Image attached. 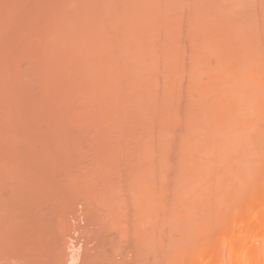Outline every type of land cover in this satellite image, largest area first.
<instances>
[{"label": "bare ground", "instance_id": "6f19581e", "mask_svg": "<svg viewBox=\"0 0 264 264\" xmlns=\"http://www.w3.org/2000/svg\"><path fill=\"white\" fill-rule=\"evenodd\" d=\"M14 5L19 13L8 17L7 11ZM184 41L189 46L185 49H191L189 54L183 52L190 59L188 65L180 57ZM22 62L27 63L25 70ZM22 69L25 76H31H23L25 81L36 72L41 74L38 78L45 75L57 84L60 90L52 91L67 97L61 96L68 102L65 107L76 104L68 105L74 110L83 105L76 110L84 114L136 115L141 118L136 121L159 127L156 140L157 133L150 137L151 131H144L154 143L144 138L145 151L142 145L138 149L144 153L138 155L146 166L140 173L134 172L140 174L137 177L142 174L146 182L130 177L134 178L131 183L136 180L141 184L136 186H142L135 195L137 208H133L139 211L132 215L127 197L124 200L120 191L116 194L117 189L113 193L112 186L109 192L113 194L100 189L105 198L104 194L94 199L91 195L92 202H85L89 208L101 207L90 213V223L96 228L88 226L95 231L92 235L87 230L83 233L93 240L84 241L83 248L90 250L81 263L110 264L114 259L115 264H264V0H0V91L10 96L0 93V100L18 96L7 89L9 85L23 90L12 82L21 77ZM27 69L35 72L26 73ZM2 164L1 177L5 174ZM8 165L4 167L9 169ZM172 173L174 182L169 179ZM164 181L168 182L162 184ZM6 183L10 184L4 181V189H8ZM38 184L36 189H44L40 188L43 183ZM59 185L60 190L63 186ZM91 186L98 189L101 185ZM21 189L23 202H16L19 194L13 190L3 191V195L12 194L11 199H0L6 200L0 202L4 205L0 209L10 211L0 213V264L80 263L81 245L66 232L65 220L50 208H42L50 204L42 205L39 198L44 197L36 201L28 192L32 189ZM86 189L82 190L86 193ZM161 190L172 194V206L165 204L168 224L185 226L178 229L183 235L177 234L181 241L174 244L161 234L166 220L161 216H166L161 213L166 210ZM50 196L53 201L55 196ZM13 197L16 203L10 209L6 204ZM26 197L42 206L27 209ZM94 200L98 204L95 201L92 206ZM20 209L22 214H17ZM127 209L130 214H122ZM11 213L20 215L19 219L14 222ZM127 217L133 225L137 222L134 237L128 219L122 221ZM89 242L95 246L89 247Z\"/></svg>", "mask_w": 264, "mask_h": 264}, {"label": "rangeland", "instance_id": "374dc122", "mask_svg": "<svg viewBox=\"0 0 264 264\" xmlns=\"http://www.w3.org/2000/svg\"><path fill=\"white\" fill-rule=\"evenodd\" d=\"M10 13H11V15L16 16L19 13L18 6L16 7L14 5L12 8L10 7L9 10L7 11V16L10 15ZM8 17H11V16H8ZM187 43L185 41L182 43V46H181L182 55L180 54V57L182 58L181 62L185 63L186 65H188L190 63V59L188 57H186L188 55L183 54V52H185V50H186L185 53H187V54L191 53V52H189V51H191V49H188V51H187V49H185L186 46H187V48L189 47ZM184 55H186V56H184ZM215 57L216 56L211 57L212 61H215ZM22 63H23L22 68H24V70H25L27 67L26 66L27 63L26 62H22ZM24 70L21 71L23 73L21 75V77L25 76ZM28 72L32 73V72H35V70L32 71V70L27 69L26 73H28ZM35 73L32 74L33 77L29 80L25 81L24 77L23 78L20 77L21 80H23V81H19L20 78L14 79L12 81L14 84H16V87H18L20 85L21 88H23V90H21L20 88H14L10 85L7 87V89L9 88V90H11L10 92L12 94H14V95L17 94L18 96L12 95L11 98H7V100L5 101L4 98L8 97L9 95L6 96V94L5 95L2 94V90L0 91V93L3 96H6V97H2L0 100V105H1L0 106V163L1 164L3 163L4 165L9 164L8 165L9 169H6L7 166L4 167V165L2 164L3 165L2 170L5 174L2 177L0 176V188L2 189L1 190L2 191V197L0 199H3V198L11 199V197H10V195H12V194H10L11 190L14 191L13 193L19 194V193H23V189H21V188H24V187L26 188L25 190H28L27 188H29V189H32L35 191V192H33L31 190L28 192H32L34 194V195L33 194L32 195H33V197H35V199H37L36 201H38L39 197H44V198H39L40 200H42V202H41L42 205L44 203H47V204L50 203V204L45 205L46 207L44 206L42 208H47V209L50 208V210L52 212H54L56 214V216H58L59 218L61 217L60 218L61 220H65L63 222L64 223L66 222V224H64V223L63 224L66 225V227L68 228V229L66 228V232L69 235L71 234L70 236H72L71 238H74L75 241L73 240V242L77 243L78 244L77 246L81 245L79 247L80 251H79V260H78V262H80V263H78V264H83L81 262H84V260L81 261V259H82V257H85V254L88 252V250H90V248H88L86 250H85L86 247L83 248L84 247L83 245L85 243L84 241L93 240V239H88V237L86 239V236H88V235L85 234L86 235L85 236L83 233H85L86 230H87V232H89L90 235H92V233H90L91 231H93L95 233L94 229L96 228V226L93 227V223H90L89 218H90L91 214L96 213V210H98V208L101 207L99 205H95V203L98 204V202L96 200L93 201L92 206H94V205L95 206L92 208L87 207L89 205L86 203L87 202L90 203L91 199L92 198L94 199L95 196L103 197L102 194H104V198H105L106 193H103L104 190L108 192V195L113 194L115 191H117V192H115L117 194L118 191H120V193L124 195V196L122 195L121 197L124 200L127 197L126 200L129 203H131V205H130L131 207H129V208H132V210H133L131 214L134 215V212L139 211V208H138V210L135 209L136 211H134L133 208H134V206H136V208H137L135 197L137 196L136 194L140 190V188H142V186L141 187L136 186V185H141V184H137V183H139V181H136V180H140V179H138V177L141 178L142 174H141V177L140 176L137 177L135 175L140 173L141 172L140 170L145 169V166H146V160L144 159V162H143V160H141L142 156H139V155L144 154L143 151H145V150H143V146L144 145L146 146V142H144V141H149V139H150L149 142L153 141V140H151L150 137H151V135L154 136V134H152V133H157L156 128H159V127L156 126V128H155V126L152 125L151 122H142L141 120L136 121V120L141 119L140 117L136 118V115H134V116L131 115L128 117L125 115L124 116L118 115V117H117V115H114V114H112L114 116H112L111 114L98 115L97 113H92V112H88V114L87 113L84 114V113L76 110L80 106L83 107V105L78 104L79 107L75 108L74 106L76 104L74 105L72 103H69L68 105H74L73 106L75 108L74 109L75 111H74L73 108H71V107L68 108L69 107L68 105H66L67 107H65V103H68V102H64V101H66V99L63 100L62 98H67L66 96H64L63 94L59 95L61 92H59V94H55V92H53L54 88H55V90L58 89L57 86H55L57 84L53 85L52 84L53 82L52 81L50 82V80L46 79L47 76H45V75H42L41 76L42 78H38V76H40L41 74L39 75L38 73H36V74ZM43 74H45V72ZM29 75H31V74H29ZM47 75H49V74H47ZM25 77H31V76L26 75ZM48 78H50V76ZM45 80H48V81H45ZM20 83H22V84H20ZM69 84H72V83H69ZM48 85H51V87H48ZM13 86H15V85H13ZM23 86H25V87H23ZM63 87H65V86H63ZM50 88H52V89H50ZM67 88H68V86H66V89ZM59 90L60 89H58V91ZM3 91H5V90H3ZM11 93H9V94H11ZM61 96H63V97L61 98ZM0 97H1V95H0ZM67 101H68V99H67ZM61 105L64 108H66V110L60 108V109H62V111H61L59 109V107H62ZM129 117H131L130 118L131 120L129 119ZM132 117H134V118H132ZM118 118H120V119H118ZM133 120L136 122L134 123ZM131 121H133V122H131ZM137 122H140L141 125ZM155 125H157V123ZM180 128H177V129H180ZM145 130H147L146 132L151 131L149 134L150 137L147 134L143 135ZM182 132H184V131H182ZM158 133L155 136L154 140H156ZM176 133H180V132L176 131ZM176 133H175V135L174 134L173 135L175 136V138L178 139L179 137L176 135ZM142 136H144V137H142ZM146 136H148V137H146ZM144 138H145V140L143 141L142 139H144ZM137 140H140L141 142L140 141L137 142ZM141 143L144 145H142ZM141 145H142L141 150H143V151L138 150V149H140L139 147H141ZM145 148L146 147H144V149ZM173 149L175 150L176 148L174 147ZM136 150H138L139 153ZM136 152H137V154H136ZM172 152H173V150H172ZM174 153H176V152H174ZM172 156H174V154ZM173 159H176V157ZM110 161H111V166L108 165V163H110ZM122 161L125 163H123ZM173 161H175V160H173ZM94 162H97V163H95V164H93V166H91L92 163H94ZM141 162H143V163H141ZM98 163H100V164H98ZM101 164H102L103 168H106V170L98 169V168H102V167H100ZM113 164H114V166H116L115 170L113 168L114 167ZM98 165H100V166H98ZM173 165L175 166L174 163H173ZM86 166L91 167V169H94V170H91L90 168H86ZM118 166H121V167L118 168ZM11 167H12V169H11ZM92 167H94V168H92ZM95 167H97V168L95 169ZM123 168L125 169L124 171H127V172H125L126 174L123 173L124 171L121 172V170H123ZM88 169H90L89 170L90 172L87 171ZM112 169H113V171H112ZM8 170H9V173H8ZM95 170L97 172H95ZM109 170H111V172ZM99 171L100 172L103 171L102 172L103 174L100 173V174H98V176H96L97 173H99ZM128 171H130V172H128ZM134 171L135 172L140 171V172L135 173ZM91 172H93V173H91ZM112 172H113V174H112ZM107 173H108V175H107ZM131 173H133V174H131ZM104 174L107 176V179H104V178H106ZM115 174H118V176H116ZM99 175H101L103 177L100 178L101 176H99ZM114 175L116 177H114ZM133 175H134V178H137L136 180H134L132 182V183H136L135 186L131 183V181H132L131 179H134V178L130 179V177H133ZM138 175H140V174H138ZM88 176H91L93 178H90ZM96 179H100L99 181H101V182L99 183L98 180H96ZM141 179H143L141 181H145L144 178H141ZM169 179L171 182L172 181L174 182L173 173L171 174V177H169ZM80 180H81V182H80ZM85 180H88V181H85ZM4 181L10 183V184L6 183V187L8 189H4L5 186L2 185L4 183ZM28 181H31V182H28ZM67 181H68V184H67ZM106 181H107V183L109 182V187H108L107 183H105ZM25 182H28V183H25ZM84 182H85V184H84ZM88 182H91V183H88ZM166 182H168V181H164V182H162V184H165ZM23 183H25V184H23ZM34 183H36L37 185H35ZM38 183H43L40 185V188L44 187V189L43 188L40 190L36 189V188H39ZM81 183H83V184H81ZM16 184H18V185H16ZM27 184H29L31 187L21 186V185H27ZM59 184H61L63 186L62 189H60V190L58 189V187L60 186ZM96 184L101 185V186L98 189H96V187H98V186H96V187L91 186V185L95 186ZM113 184H115V186H113ZM169 184H170V182H169ZM33 185L35 188L32 187ZM82 185H85L87 188H88V186H91L92 188L89 187L87 190L86 187L84 186V188L86 189V193H85V190L84 191L82 190V189H84ZM171 185H173V184H170L169 186H171ZM53 186H55V187H53ZM75 186H77V187H75ZM79 186H81V187H79ZM104 186L108 187L107 190L104 189V188H106ZM111 186L113 187V193L109 192L112 190V189L111 190L109 189ZM158 186H160V185L158 184ZM162 186L164 187L166 185H162ZM9 187H12V189L10 188L11 190H9ZM119 187H121L122 189ZM171 187L173 188V186H171ZM51 188H53L55 191ZM17 189H19L18 190L19 192L16 191ZM90 189H93V191ZM100 189H102V191H103V192H101L102 194H99ZM115 189H117V190H115ZM128 189H130V190H128ZM136 189H137V191H136ZM7 190H9V191H7ZM50 190H52V191H50ZM58 190H59V192H61V194H64V195H59L57 193ZM89 190L93 193L91 194V192H89ZM95 190L98 191L97 194H95V192H96ZM3 191L6 193L7 192H10V193H8L9 195L6 193H5V195H3L4 194ZM47 191H49L51 193H49ZM161 191H162L161 194L164 193V194H162L163 195L162 196V198H163L162 202L165 201L163 203V206H165L166 203H167L166 205L172 206V194L170 196V194H168V193L166 194V192H165L166 190L165 191L161 190ZM168 191H170V190H168ZM28 192H25V193H28ZM40 193H41V195L46 193L45 195H46L47 199H49V200L52 199V198H49L50 195H51L50 197H54V196L55 197L53 198V201L52 200L47 201V200H45L46 197L44 195L40 196ZM48 193H49V196H47ZM57 194H58V196H57ZM20 195L21 194L16 195L18 200L14 199L15 194H14V197L12 198V200H7L8 203L6 205L8 206V208L12 209V207H10L11 204H15L17 201L23 202V200H24L22 198L23 195H21V196ZM32 195H30V196H32ZM65 195H67L68 198L65 197ZM75 195H78V196H75ZM91 195L93 197L89 198ZM7 196H8V198H7ZM72 196L73 197L75 196L76 199L73 198ZM80 196H82L83 198ZM23 197H25V196H23ZM57 197L63 198V199H64V197L66 199L73 198V199H71V202H68V200H66V199H64V200L60 199V200L61 201L63 200L65 202L67 201L68 203H71V204H69L70 207L75 208L76 210L70 208L69 206H66L68 204L61 202L59 199H57ZM114 197L115 198L118 197L117 201L120 203L121 199L120 200H118V199L121 197L118 195H116ZM26 198H28V199H25V200H28V202H29V205H28L29 207H27V209L31 208L30 205H34V204L36 206L35 208L42 206L41 203H38L36 201H33L31 203L32 200H35V199H32V197H26ZM79 198H81V199H79ZM98 198H95V199H98ZM5 199L0 200V202L5 203V201H6ZM88 199H90V200H88ZM15 200H16V202H15ZM56 200L59 202V204L56 202L55 203L57 205L61 206V210H58L59 206L54 205V201H56ZM99 200H101V198H99L98 201ZM127 201L126 202L123 201V204L127 205L128 204ZM73 203H76L78 205L79 210H77V207H76L77 205H75V204L72 205ZM82 203L84 204L83 206L80 205ZM51 204L53 206H56V207L53 208V206ZM17 205H20V204H17ZM2 206H4V205L3 204L0 205V207H2ZM7 206H5V207H7ZM23 206H25V205H23ZM65 206H66V208H65ZM168 206H165L166 210H161V213H164L165 215L169 214V210L167 209ZM121 207H122V204L120 205V208ZM126 207H128V205ZM14 208H15L14 210L17 209L16 206H14ZM80 208H81V210H80ZM171 208H173V207H171ZM5 209H7V208H1L0 213H3V215H6V214H8V212H10L9 209H7L8 212H5L4 211ZM23 209H20L21 211H19V212L17 211V214H19L20 212H23ZM47 209H45V210H47ZM55 209H57V210H55ZM101 209H103V208H101ZM121 209L126 210V208H124V207H122ZM128 209H127V211H124L122 214L128 212ZM161 209H163V208H161ZM67 211H69V212H67ZM164 211H166V212H164ZM81 212L85 213V215H87V216L83 217L85 215ZM128 213L130 214V212H128ZM20 214H22V213H20ZM75 216H77V217H75ZM161 216L166 218V220L163 222L164 225L161 228V230L163 229L161 231V234H165L166 237L169 236L171 239V244L180 242L181 240H179L177 237H178V235L183 233V230L182 231H180V230L183 229V227H185V226H182L180 228L170 227V225L167 222V218H169V215L168 216L167 215L166 216L161 215ZM19 217H20V215H17V216L15 214L11 215V218L13 219L14 222L17 221L19 219ZM137 217H138V212L136 213L135 218H133V216L131 217V218H133V222L137 221ZM68 218H70V219H68ZM125 219L127 220L128 217L122 218V221L124 222ZM175 219H176V216H175ZM176 220L179 221V219H176ZM136 223H134V225H136ZM174 223H176V221ZM176 224H178V223H176ZM127 225L131 231L132 236L134 237L133 234L135 232L136 226L133 225L131 219H128ZM179 225H182V222L180 224H178V226ZM88 226L91 228L93 227L94 229L89 230L90 228L88 229ZM176 229H177V231H176ZM178 229H180V230L178 231ZM163 231H165V232L163 233ZM184 231H186V230H184ZM112 232L117 234L116 231H112ZM178 232H181V233L178 234ZM181 235H183V234H181ZM165 236H163V237H165ZM92 238H94V234H93ZM82 239H83V241H82ZM163 239H165V238H163ZM165 242H168V240L167 241L165 240ZM89 243H86L87 245H89V247H91L93 245L95 246L94 243H90V244ZM91 244H93V245H91ZM67 252H69V250ZM117 258H119V256H117ZM111 261L112 262L110 264H115V262H116L114 259Z\"/></svg>", "mask_w": 264, "mask_h": 264}]
</instances>
